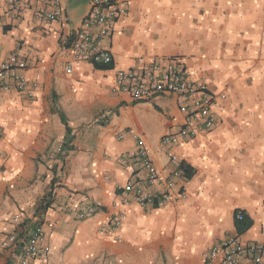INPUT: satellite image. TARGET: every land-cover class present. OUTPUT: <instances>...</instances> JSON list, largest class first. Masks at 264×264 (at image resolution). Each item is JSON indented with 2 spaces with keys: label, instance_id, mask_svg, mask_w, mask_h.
Here are the masks:
<instances>
[{
  "label": "crops",
  "instance_id": "crops-1",
  "mask_svg": "<svg viewBox=\"0 0 264 264\" xmlns=\"http://www.w3.org/2000/svg\"><path fill=\"white\" fill-rule=\"evenodd\" d=\"M61 1L64 22L39 19L48 0H0V63L19 51L29 80L25 91L14 82L0 90V242L40 224L51 251L30 264H216L206 254L229 235L264 242V0H130L106 42L113 64L72 72L67 39L90 0ZM168 58L226 94L210 131L171 147L161 138L185 121L178 98L135 102L116 87L120 70ZM137 136L163 180L177 166L169 151L179 158L182 174L163 206L123 196L126 183L147 179L139 160L121 161ZM88 205L98 211L80 218L77 208ZM239 212L251 221L242 233ZM117 213L122 227L101 234ZM0 264H17L16 253L0 250Z\"/></svg>",
  "mask_w": 264,
  "mask_h": 264
},
{
  "label": "built area",
  "instance_id": "built-area-1",
  "mask_svg": "<svg viewBox=\"0 0 264 264\" xmlns=\"http://www.w3.org/2000/svg\"><path fill=\"white\" fill-rule=\"evenodd\" d=\"M12 6L19 0H6ZM49 9L39 13V19L64 22L68 16L61 0H48ZM130 0H90V9L81 27L71 32L67 45L72 51L73 60L66 70L72 72L75 66L83 62L110 67L113 64L111 49L106 44L114 30L118 19L125 15ZM3 22L0 18V27ZM27 61L15 51L0 63V90H12L14 82L17 91H25L29 80L25 75ZM116 87L127 93L135 102L151 101L162 95H173L179 100V110L186 114L184 123L177 132H169L162 136L161 143L167 147L178 144L186 138H193L204 131H210L216 122L214 108L226 98L225 93L214 91L204 80L190 77L176 58H168L162 62H152L142 69L120 70L116 76ZM2 137L0 129V139ZM122 138V136H120ZM137 148L130 151L122 162L137 159L147 173L144 183L128 182L122 188L123 196H133L141 206H163L173 199L175 181L182 174L179 158L169 151L170 163L177 166L171 171L169 178L163 180L152 160L145 140L139 136ZM108 178V177H107ZM163 184L161 192L152 191V186ZM70 211L73 206L68 208ZM97 207L88 205L77 208L80 218L97 212ZM20 217L14 221L19 223ZM124 215L117 213L109 222L100 227L101 234L116 233L123 224ZM236 219H243V213L236 214ZM19 228V227H18ZM17 229L7 233L0 242V250H13L17 264H30L32 260L46 262L51 248L46 241V234L40 224L28 234H20ZM121 239L120 235H117ZM206 257L215 260L216 264H264V242H245L238 234L227 236L214 244Z\"/></svg>",
  "mask_w": 264,
  "mask_h": 264
},
{
  "label": "trees",
  "instance_id": "trees-1",
  "mask_svg": "<svg viewBox=\"0 0 264 264\" xmlns=\"http://www.w3.org/2000/svg\"><path fill=\"white\" fill-rule=\"evenodd\" d=\"M96 67L102 68V69L106 68L105 66H101V65H96ZM64 122H65V120H64ZM67 132L70 133L69 127H67ZM69 143H70V140L69 139H66L64 141V143H63V145L61 147V152H63V151H65V150L68 149ZM60 155H61V153H60ZM242 213H243V219H241V220H237L236 219V228H237V230H238L239 233L244 232L251 225L250 219L247 217V215H245L244 212H242Z\"/></svg>",
  "mask_w": 264,
  "mask_h": 264
}]
</instances>
